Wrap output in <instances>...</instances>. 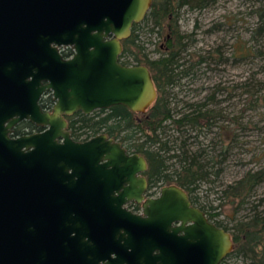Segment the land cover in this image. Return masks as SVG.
Listing matches in <instances>:
<instances>
[{
    "label": "water",
    "instance_id": "1",
    "mask_svg": "<svg viewBox=\"0 0 264 264\" xmlns=\"http://www.w3.org/2000/svg\"><path fill=\"white\" fill-rule=\"evenodd\" d=\"M8 3L0 42L23 30L32 45L24 57L0 55V264H221L232 236L183 188L146 196L143 155L104 133L76 141L67 130L65 116L78 111L151 106L148 67L120 61L151 0H45L38 25L23 29L9 24ZM60 45L74 54L64 58ZM47 93L51 109L40 103ZM22 121L42 130L13 136Z\"/></svg>",
    "mask_w": 264,
    "mask_h": 264
},
{
    "label": "trees",
    "instance_id": "2",
    "mask_svg": "<svg viewBox=\"0 0 264 264\" xmlns=\"http://www.w3.org/2000/svg\"><path fill=\"white\" fill-rule=\"evenodd\" d=\"M215 1L152 0L146 17L132 28L133 35L123 39L120 59L122 63L128 65L142 63L153 72L159 92L155 104L147 111L140 112L139 116H134V112L123 105L101 109L91 115L77 112V117L70 124L74 131L78 132V137L104 133L120 141L129 152L143 155L147 162L145 175L149 190L175 184L188 193L194 205L199 201L197 191L200 184L208 181L211 174L219 175L236 137L232 136L228 143L227 134L231 133L228 132V128L221 126L219 139L212 141L210 146L203 144L199 139L201 134L211 132L215 120L224 116L217 108L207 107L208 101H214L215 93L207 96L204 101L186 102V108L178 113L173 111L167 88L175 86L181 75L188 74L195 64H201L209 59L199 56L195 63L183 67L185 69L180 68L181 53L189 55L187 60L191 59V53L188 54L187 50L188 46L195 42V32L181 34L173 21L179 17L180 8L183 6L200 9ZM170 14L173 15V20L169 17ZM148 20L152 21L154 27L158 26L159 33L163 36L162 44L167 47L162 51L169 54L161 56L157 61L149 59L146 48L139 42L138 30L141 24ZM214 28H218V25ZM256 32L264 33L263 14L260 15ZM215 50L217 54L218 50ZM41 103L44 108L50 107L48 106L51 104L50 98L43 99ZM225 140L227 144L224 143ZM194 145L196 148H193ZM217 146L219 151L213 155ZM262 181L264 166L250 170L234 183L226 185L222 193L231 198L232 203L237 202V205H234V212L253 195ZM156 192L158 191H150L148 195ZM256 206L254 205L253 213L247 218L234 219V216H231L233 223L230 225L223 224L222 220L217 219L221 214L216 210L217 206L209 205V210H206L204 205L199 206L212 222L229 231L232 236L233 250L221 264L232 254L242 256L246 264H264V211L257 210Z\"/></svg>",
    "mask_w": 264,
    "mask_h": 264
},
{
    "label": "rangeland",
    "instance_id": "3",
    "mask_svg": "<svg viewBox=\"0 0 264 264\" xmlns=\"http://www.w3.org/2000/svg\"><path fill=\"white\" fill-rule=\"evenodd\" d=\"M261 14L264 15V1L216 0L200 9L183 6L178 17L183 32H195V42L187 50L191 59L196 61L199 56L209 59L194 68L197 76L193 80L183 79V85L175 89L179 103L176 106L171 103V106L179 109L186 102L204 101L215 93V104L211 101L210 106H215L224 116L216 120L211 132L201 134L199 139L210 146L219 139L221 126L231 133L226 136L228 143L232 136L236 137L219 175L211 174L197 191L196 206L204 205L206 210L209 205L217 206L216 210L221 213L217 219L226 225L233 223L231 216L234 219L249 217L254 205L264 211V181L236 212L237 202L232 203L231 198L222 193L227 184L264 166V33L256 32ZM138 31L145 51L156 52L163 36L155 30L152 21L143 22ZM184 57L188 59L189 55ZM224 143L227 144L226 140ZM218 151L219 146L215 147L213 155ZM148 188L147 194L160 190ZM223 264H246V261L232 254Z\"/></svg>",
    "mask_w": 264,
    "mask_h": 264
},
{
    "label": "flooded vegetation",
    "instance_id": "4",
    "mask_svg": "<svg viewBox=\"0 0 264 264\" xmlns=\"http://www.w3.org/2000/svg\"><path fill=\"white\" fill-rule=\"evenodd\" d=\"M44 2H45V0H9L8 5H9L10 11H11L10 17H9V24L11 26H15L16 23H14V22H18L17 25L21 26V28L23 29V26H26L27 25L26 23H28V20L31 19L32 22H33L32 25L33 26H37L38 25V21L37 20H41L43 18V16H44V11H43L44 10ZM151 3H152V0H151ZM150 8H151V5H150ZM150 8H149V10H150ZM169 17L171 18V20H173V15L172 14H170ZM26 20H27V22H26ZM138 23L139 22H134L132 24L131 32H130L129 36H127L126 38L130 37L131 35H133L132 34L133 33V29L132 28L134 26H136ZM174 23L176 24L177 29H178V31L181 34H187V33L182 31L181 26H180V21H179L178 18L173 21V24ZM169 29H170V26L168 27V30ZM155 30L159 33L158 26H155ZM192 32H194V31H192ZM16 33H19V32L16 31ZM27 37L28 36H26L24 34L23 30L21 31V33L19 35H16V36H13V35L10 34L5 40H3L5 45H3V43L0 42L1 43L0 44V55L9 54V56L15 55V56L24 57L25 53H27V51L29 50V47L32 45V42L27 41ZM126 38H124V39H126ZM121 42L123 43V39L121 40ZM163 48L167 49V47H165L164 44L161 43L159 45L158 49L156 50V52H152L151 54L148 55L149 59L151 61H157V60L160 59L161 56L169 55L168 53L162 51ZM122 50H123V44H122ZM58 51L62 54V56L64 58H69V57H71L74 54V49L70 45H60L58 47ZM185 55L186 54L184 52L180 54L179 62H181V65H180L181 69H185L183 67H188V65L190 63H195L196 62V61H194L192 59L187 60V58L184 57ZM120 61H121V59H120ZM135 65H144V64L137 63ZM199 65L200 64H198V65L195 64L193 66V68H191V71L188 74L181 75V77L179 78L178 83L175 86H173V87L169 86L167 88V90H169V95H170L169 98L171 99V103H173L175 106H176V104L178 105V103H179V100L177 99V91L175 89H177V88H179L180 86L183 85V79H191V80H193L197 76V71H195L194 68L195 67L196 68L199 67ZM150 74H151L152 81L154 83L156 95H155L154 101L152 102V104H151V106L149 108H151L155 104V102H156V100H157V98L159 96L157 82L154 79L153 72L150 71ZM47 96L50 98L51 104L48 105L50 107L45 108V109H51V107H52V105L54 103V100L52 99V96L50 95V93L45 94L41 98L40 103H41V101L43 99L47 98ZM210 104H211V101H208V104H207L208 108H212L210 106ZM214 104H215V101H214ZM41 105H42V103H41ZM175 106L172 107V109H173V111L175 113H178L180 110L182 111V110H184L186 108V105H184L182 107H179V109H176L177 107H175ZM214 107L215 106H213V108ZM97 111L98 110L94 111L93 113H95ZM133 112H134V116H139L140 115V112H135V111H133ZM76 113L77 112L65 116V119L67 121V130L70 132V135H71V137L74 140H76V141H84V140H87V139L91 138L94 135L99 134V133H97V134H94V135L88 136V137H85L86 135H82V136L78 137V132L74 131V129L70 125L71 121L77 117ZM93 113L85 114V115H91ZM215 122H216V120H215ZM41 130H42V127L33 125L30 122H28V121H22V122L18 123L14 127L13 136L28 134V133H31V132L41 131ZM145 173H146V171L143 173V175L145 176V178L147 180V183H148V179H147ZM146 196H156V193H153V195H148L147 192H146ZM128 207H129V209H132V211H135V212L136 211L137 212L140 211V205L135 203V202L128 203ZM37 223H39V220L37 221Z\"/></svg>",
    "mask_w": 264,
    "mask_h": 264
}]
</instances>
